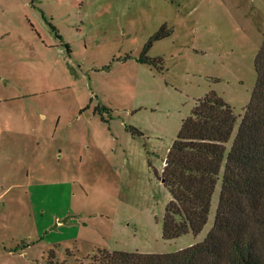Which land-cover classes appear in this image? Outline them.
<instances>
[{
  "label": "rangeland",
  "instance_id": "obj_1",
  "mask_svg": "<svg viewBox=\"0 0 264 264\" xmlns=\"http://www.w3.org/2000/svg\"><path fill=\"white\" fill-rule=\"evenodd\" d=\"M263 39L264 0H0V264L201 242L220 182L202 231L163 240L155 172L209 90L237 116L230 147Z\"/></svg>",
  "mask_w": 264,
  "mask_h": 264
},
{
  "label": "trees",
  "instance_id": "obj_2",
  "mask_svg": "<svg viewBox=\"0 0 264 264\" xmlns=\"http://www.w3.org/2000/svg\"><path fill=\"white\" fill-rule=\"evenodd\" d=\"M162 26L144 45L166 37ZM255 85L240 118L214 90L197 99L169 146L158 180L169 200L161 238L199 234L220 182L210 231L198 243L169 253L100 250L88 264H264V39L254 59ZM132 135H142L133 129Z\"/></svg>",
  "mask_w": 264,
  "mask_h": 264
},
{
  "label": "crops",
  "instance_id": "obj_3",
  "mask_svg": "<svg viewBox=\"0 0 264 264\" xmlns=\"http://www.w3.org/2000/svg\"><path fill=\"white\" fill-rule=\"evenodd\" d=\"M164 165V164H163ZM187 235H189V234H187ZM180 238V237H179ZM176 239H178V238H176ZM179 250V249H178Z\"/></svg>",
  "mask_w": 264,
  "mask_h": 264
},
{
  "label": "water",
  "instance_id": "obj_4",
  "mask_svg": "<svg viewBox=\"0 0 264 264\" xmlns=\"http://www.w3.org/2000/svg\"><path fill=\"white\" fill-rule=\"evenodd\" d=\"M161 182H163V180L161 179Z\"/></svg>",
  "mask_w": 264,
  "mask_h": 264
}]
</instances>
